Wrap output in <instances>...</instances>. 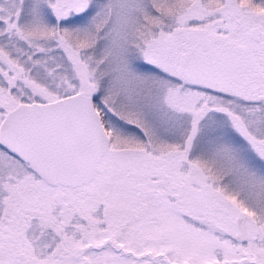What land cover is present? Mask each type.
Returning <instances> with one entry per match:
<instances>
[{"label":"rangeland","instance_id":"rangeland-1","mask_svg":"<svg viewBox=\"0 0 264 264\" xmlns=\"http://www.w3.org/2000/svg\"><path fill=\"white\" fill-rule=\"evenodd\" d=\"M257 27L264 0H0V116L81 91L111 142L89 182L37 180L10 202L9 225L25 199L41 223L30 264H264V52L255 70L235 51ZM189 47L216 77L178 74ZM132 157L150 159L142 178ZM10 174L0 167V192L14 197ZM239 214L258 223L253 241L235 237ZM111 234L124 251L105 244Z\"/></svg>","mask_w":264,"mask_h":264},{"label":"water","instance_id":"water-1","mask_svg":"<svg viewBox=\"0 0 264 264\" xmlns=\"http://www.w3.org/2000/svg\"><path fill=\"white\" fill-rule=\"evenodd\" d=\"M178 73L190 80L214 77L212 61L189 48L179 59ZM0 144L26 161L51 185L87 183L110 144L90 94L76 92L48 102H21L0 122ZM239 241L254 240L256 220L245 214L234 219Z\"/></svg>","mask_w":264,"mask_h":264},{"label":"flooded vegetation","instance_id":"flooded-vegetation-1","mask_svg":"<svg viewBox=\"0 0 264 264\" xmlns=\"http://www.w3.org/2000/svg\"><path fill=\"white\" fill-rule=\"evenodd\" d=\"M253 30H254V32L252 33V35L250 37L251 39H249L250 33ZM251 31L247 30L246 41L244 42L243 45L238 46L235 49V51H237L238 58H240L242 60L244 66L248 65L251 68L254 67V69L257 70V64L255 63V61L253 59V51H254L255 46L257 44H259V47L261 49H263V52H264V29L261 27H257V28H252ZM245 50H246V53H245ZM263 59H264V57H263ZM212 61H213V67L215 68L214 60H212ZM7 65L8 64H6V63H2L1 67L4 70H7L8 69ZM21 65L22 64H20L19 67H21ZM26 69H27V67H26ZM215 70H216V68H215ZM216 72H217V70H216ZM17 85H15L13 87H17ZM32 101H34V100L16 101L10 108H8L0 116V121H1L2 117L4 116V114L7 111H9L10 109H12L14 106H16L18 103H20V102H32ZM37 102H40V101H37ZM141 158L139 159L137 157H132V158H126L122 161H124L126 163L127 167L130 169L131 172L135 171L132 167L137 168V171L142 178V176L145 174L147 167L150 164V159L145 158V157H141ZM154 160L157 161V160H161V159L160 158L159 159L154 158ZM100 161H101V159L97 163L96 172H97V168H98ZM171 161L173 162L174 160L170 159V164H171ZM165 162H167V161H165ZM0 163H1L0 167H3L6 171L11 172L10 176L12 174L17 176L14 178L16 183L14 185V189H12V191H14V194H15L14 197L12 196L10 190L6 191V189H4L3 193L0 192V231H1L0 232V242L3 243V244L0 243V247L1 246L4 247L5 254L8 256L9 260H16V262H14V264H17V263H19V264H30L28 258L30 257V254L31 255L33 254V251H34L33 240H34V236L36 234L34 231V228L36 227V229H38V231L41 232V227H38V225H41V223L35 224L34 221L32 220V215L30 214L31 211L29 213H27L28 210H30V208H31L29 206V204H31V202H29V201L27 202V200L25 199V203L21 202V200H20V203H23V206H20L21 210L19 209L18 216L14 217V219H13V220H17V222L15 223V226L13 227L12 223H10V225H9V223H7V221H6V215L9 213V209L11 208L10 202L15 201L17 203V201L15 199H20L21 197H23L22 195H25V198H26V195H28L29 193H32L33 183L37 182V180L43 181L49 186H59V188H61V189H69V188L74 189L77 186L70 187V186H64L61 184H58V185L49 184L46 180H44L43 178L38 176L36 171L27 162L23 161L19 157L10 153L1 144H0ZM15 196H20V197L15 198ZM139 201H140V199H138V203H139ZM132 208H133V206H132ZM23 209L26 210V213L24 216H23ZM138 209L141 212V208H138ZM139 210H136V213L138 214V215L136 214L137 217L140 216ZM3 220H5L6 223H3ZM4 224L5 225L8 224V226H10L9 228H13L15 230H17V228L19 227V228H21V231L19 233H14V234L7 232V229L5 230L6 232L2 231L1 227H3L2 225H4ZM35 225H37V226H35ZM23 229H24V231H23ZM23 232H24V234H23ZM18 236H19V239L21 241V244L18 243ZM23 236H24V238H23ZM112 237H113L112 234L106 235L105 244L107 245V243H108V245H111V247L115 251L123 250V248L119 244H114V238H112ZM24 241H25V243H24ZM23 245H25V247H23ZM86 245L91 246V242H88ZM94 247H97V248L100 247L101 248L102 246L97 245ZM0 250H2V248H0ZM84 251H85V248H84V250L80 251L81 256H83L82 254L84 253ZM227 262H229V261L224 260V264H226ZM75 264H80V263L75 262Z\"/></svg>","mask_w":264,"mask_h":264},{"label":"bare ground","instance_id":"bare-ground-1","mask_svg":"<svg viewBox=\"0 0 264 264\" xmlns=\"http://www.w3.org/2000/svg\"><path fill=\"white\" fill-rule=\"evenodd\" d=\"M109 135V134H108ZM111 143V142H110ZM111 146V145H110ZM105 155V154H104ZM103 158V157H102ZM253 241V240H252Z\"/></svg>","mask_w":264,"mask_h":264}]
</instances>
